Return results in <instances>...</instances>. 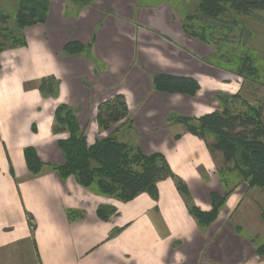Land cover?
Returning a JSON list of instances; mask_svg holds the SVG:
<instances>
[{
	"label": "crops",
	"instance_id": "1",
	"mask_svg": "<svg viewBox=\"0 0 264 264\" xmlns=\"http://www.w3.org/2000/svg\"><path fill=\"white\" fill-rule=\"evenodd\" d=\"M180 16L167 0H93L89 6L50 0L47 21L23 31L26 45L0 53V252L31 244L38 264H264L252 237L256 230L264 234L254 189L239 182L209 227L189 211L190 205L210 211V194H224L229 181L209 138L189 133L178 120L214 112L222 87L236 95L241 85L210 60L211 46L185 33ZM70 42L83 51L65 50ZM159 74L194 78L200 91L194 97L158 92L153 78ZM54 83V94L42 89ZM118 94L129 114L117 139L146 155H164L190 198L174 178L159 181L157 198L142 193L123 202L59 176L55 168L65 157L58 142L69 135L53 132L57 108L76 109L93 144L110 133L99 126L100 104ZM122 130L127 134L119 139ZM28 147L44 164L38 175L27 167ZM103 207L111 211L108 219L98 215Z\"/></svg>",
	"mask_w": 264,
	"mask_h": 264
},
{
	"label": "trees",
	"instance_id": "2",
	"mask_svg": "<svg viewBox=\"0 0 264 264\" xmlns=\"http://www.w3.org/2000/svg\"><path fill=\"white\" fill-rule=\"evenodd\" d=\"M80 2L83 6L93 4V0H71ZM18 9L14 16L16 31L0 27V53L6 49H13L26 45L23 31L47 21L50 0H17ZM244 16H253L257 12H264V0H200L198 12L207 19H219L228 12V8ZM10 16H0V23L5 24ZM195 17L186 16L183 30L193 38L211 44L203 34L195 31L192 21ZM84 46L70 42L65 50L71 54L82 52ZM231 74L246 79L247 75H254L256 70L245 62ZM244 64V65H243ZM255 70V71H254ZM230 71V70H229ZM237 73V74H236ZM155 90L166 94H183L194 97L200 91V85L194 78L159 74L153 78ZM55 85V86H54ZM48 92L54 94L56 84L42 85ZM239 100L244 103L246 111L232 109L231 103ZM220 108L200 118H180L187 131L201 139L214 138L210 146L213 153L220 152L224 164L232 163L228 170L237 172L246 190L264 189V104L257 106L247 104L241 99L240 92L236 95L220 93ZM235 105V104H234ZM129 111L122 94L103 102L99 106L98 123L101 129L110 132L107 137L97 139L89 144L88 137L81 130L77 118V110L68 105H61L55 112L53 132L68 134V138L61 139L58 146L62 151L65 162L56 167L62 179L74 177L78 184L85 188L97 189L101 194L113 196L123 202H129L142 193H148L157 198V184L166 178H174L181 194L189 196V189L185 182L174 176L164 155L154 153L146 155L139 148H131L120 142L115 136L118 126L127 121ZM116 127V130L113 128ZM25 161L31 174L41 173L44 164L37 151L28 147L24 151ZM222 171L220 175L222 177ZM239 185L236 186L238 188ZM227 190L224 194L212 192L211 210L203 211L197 206L190 205L191 215L202 227L213 224L225 206L227 199L235 189ZM245 190V191H246ZM190 198V196H189ZM102 219H108L111 211L105 207L98 210ZM264 219V211L262 215ZM33 219L29 218L31 227ZM256 252L264 255V244Z\"/></svg>",
	"mask_w": 264,
	"mask_h": 264
},
{
	"label": "rangeland",
	"instance_id": "3",
	"mask_svg": "<svg viewBox=\"0 0 264 264\" xmlns=\"http://www.w3.org/2000/svg\"><path fill=\"white\" fill-rule=\"evenodd\" d=\"M161 1L163 0H139L141 5H154ZM167 1L172 3L176 13L181 15L182 22H184L186 16L197 18L192 21L191 24L195 31L203 34V37L211 43H205L206 45L211 46L214 50V55L210 60L213 63H218V67L224 70L222 72L223 75L228 72L225 76L231 79L235 78L240 80L236 82L241 85V99L245 100L247 104L254 106L264 104V12H257L253 16H244L231 7L228 8V12L219 19H207L198 12L200 0ZM14 4H16V7ZM17 9V0H0V16H10V19L5 22V24L0 23V27H3V29H6L7 27L12 31H16L14 16ZM242 57H245V62L250 64V66L252 65L251 67L256 70L255 76L247 75L246 79H244L231 74L232 71H237L238 73V70L243 63L242 60H240ZM222 88L223 92L226 94L229 93V95L232 94L230 92L234 91V88L228 85L223 86ZM228 99L231 100V98ZM230 103L232 109L246 111L247 106L241 101L237 100L233 103L231 100ZM123 132L125 131L122 130L118 134L119 139H122L121 135ZM125 134L127 133H124L123 135ZM208 138L210 142L214 143L213 137ZM215 153L218 166L222 171L221 174L224 183L226 180L229 181L227 185L229 187L228 189L232 190L236 188L239 182L243 183L240 181L237 172H231L228 170L233 164H224L222 153ZM253 195L260 196H256L257 199H255V201L258 205H261L262 210L264 211V189L261 190L255 188L252 197ZM251 228L254 229V226L251 225ZM241 229L249 231V228ZM258 232L259 231L257 230L256 232L253 231L252 237L256 241L255 243L263 245L264 234L259 236ZM244 235L247 236L248 234L244 232ZM0 264H38V260L31 244L17 245L11 248H6L0 252Z\"/></svg>",
	"mask_w": 264,
	"mask_h": 264
}]
</instances>
